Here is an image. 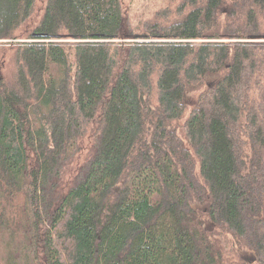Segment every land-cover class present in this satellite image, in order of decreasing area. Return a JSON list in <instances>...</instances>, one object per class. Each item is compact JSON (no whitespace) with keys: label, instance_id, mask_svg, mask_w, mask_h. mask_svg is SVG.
<instances>
[{"label":"trees","instance_id":"16d2710c","mask_svg":"<svg viewBox=\"0 0 264 264\" xmlns=\"http://www.w3.org/2000/svg\"><path fill=\"white\" fill-rule=\"evenodd\" d=\"M125 1L0 0V235L26 222L34 264H264V44L197 42L260 39L264 0Z\"/></svg>","mask_w":264,"mask_h":264},{"label":"rangeland","instance_id":"374dc122","mask_svg":"<svg viewBox=\"0 0 264 264\" xmlns=\"http://www.w3.org/2000/svg\"><path fill=\"white\" fill-rule=\"evenodd\" d=\"M234 0H226L221 10L229 13ZM130 14L136 19L147 20L154 17V15L161 10L171 9L172 11L179 5V0H126ZM65 40L64 42H68ZM30 41H9L1 42L7 43H26ZM62 42V41H60ZM117 44H132L134 42H147L146 40H116ZM194 42V41H193ZM197 42H218V43H248L260 45L264 44V32L260 39L252 38L249 40H198ZM217 80H208L210 83H216ZM197 94H189L185 98V103L193 105L196 102ZM196 208H204V206L194 205ZM22 217V215H21ZM22 224V225H21ZM20 226L10 227L4 234L0 235V264H34L31 256L30 230L26 222H22ZM213 225L209 222L205 224V229L211 230ZM239 256L246 262L254 259V255L248 251H239Z\"/></svg>","mask_w":264,"mask_h":264}]
</instances>
